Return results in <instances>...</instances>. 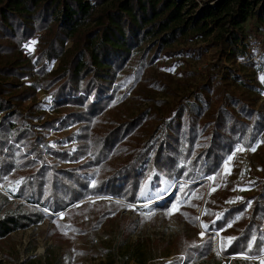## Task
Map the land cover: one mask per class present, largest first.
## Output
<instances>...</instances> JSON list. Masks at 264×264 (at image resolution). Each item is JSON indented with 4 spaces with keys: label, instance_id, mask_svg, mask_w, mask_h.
Segmentation results:
<instances>
[{
    "label": "trees",
    "instance_id": "1",
    "mask_svg": "<svg viewBox=\"0 0 264 264\" xmlns=\"http://www.w3.org/2000/svg\"><path fill=\"white\" fill-rule=\"evenodd\" d=\"M253 21L262 30L247 31L245 24ZM259 30H264V0H0V184L20 180L16 196L23 200L0 192V241L46 219L74 230L73 223L60 221L59 212L69 217L88 204L70 207L95 195L138 201L148 179L154 188L163 178L179 181L184 195L217 174L239 144L253 145L264 132V100L250 76L256 57L250 45L260 42L264 51ZM188 37L204 38L216 48L210 75L231 63L221 77L200 83L164 115L150 106L101 131V116L114 104L128 70L136 64L140 74L163 53L196 51L168 49ZM33 38L31 53L26 44ZM234 84L241 89H232ZM39 89L53 99L56 114L48 118L37 100ZM152 119L157 122L137 141V130ZM74 124L79 131L66 135L68 142L77 140L74 149H57L48 140L51 130ZM122 153L125 159L107 177L97 176L95 167ZM82 159L87 160L79 163ZM65 161L78 164L60 167ZM262 171L257 192L226 207L215 222L207 212L209 229L234 220L238 226L225 255L257 256L264 249V164ZM190 202L198 207L201 199ZM185 255L184 264H224L209 234L189 244ZM226 261L264 264L241 257Z\"/></svg>",
    "mask_w": 264,
    "mask_h": 264
},
{
    "label": "rangeland",
    "instance_id": "2",
    "mask_svg": "<svg viewBox=\"0 0 264 264\" xmlns=\"http://www.w3.org/2000/svg\"><path fill=\"white\" fill-rule=\"evenodd\" d=\"M251 26L255 31L262 30L256 21L246 23V30ZM258 33L264 36V30ZM263 38L261 39L264 40ZM36 43L37 38L31 39L26 44V50L35 52ZM188 47L195 48L196 51L173 56L163 53L152 64L144 66L140 74L136 72L137 67L134 64L128 70L130 76L117 92L114 104L101 116L98 128L101 131L110 129L150 106H154L159 115H164L169 112L173 103L191 94L200 83L212 77L219 79L225 68L231 65L229 61H225L222 71L215 76L210 75L209 71L217 61V50L208 46V41L204 38L188 37L168 49ZM261 48L260 42H253L249 53L256 55L250 76L258 85V94L262 101L264 51L262 52ZM57 64L58 60L52 61L51 68ZM31 80L29 77L25 78L27 83ZM232 89L238 91L241 87L234 84ZM37 100L43 106L47 118L56 114L52 109V96L47 90L39 89ZM156 122L157 119H152L145 128H139L137 141L144 140L145 133ZM77 131L78 125L74 124L63 130H51L47 138L57 149H74L77 140L68 142L66 135ZM130 145L136 147L137 142L131 140ZM252 148H255V151H252ZM125 157L124 153L111 155L104 165H99L93 170H96L98 177H107L111 169ZM86 160L82 159L79 163ZM77 164L59 162L60 167ZM263 164L264 132L262 137L249 147L239 144L227 156L217 174L205 177V184L191 191L186 190L184 195H180L181 191H178L179 181L163 178L161 186L154 188L148 179L143 185L138 201L111 195H95L70 207L74 210L88 204L81 210H74L70 218L64 212H59L60 221L65 224L73 223L77 226L74 230L65 231L57 221L46 219L39 225L15 231L0 241V263L46 264L51 260L57 264H165L173 261H176V264H184L188 245L200 243L205 234L213 237L214 250L222 256L224 264L228 263L227 257L251 258L263 263L264 249L257 256L244 253L223 254L233 241L232 239L231 243H228V238H234L238 226L233 224L234 220L222 229H209L207 220L208 211V215L215 222L224 216L226 207L241 203L246 197L257 192ZM19 184L20 180L7 186L0 184V192L8 195L10 199L23 201L16 196ZM192 199L193 204L195 199H201L200 206L191 207ZM173 205L179 210L173 209ZM170 211L172 214L167 215ZM105 212L109 215L103 216ZM53 227H57L58 232L50 235L49 230Z\"/></svg>",
    "mask_w": 264,
    "mask_h": 264
},
{
    "label": "snow or ice",
    "instance_id": "3",
    "mask_svg": "<svg viewBox=\"0 0 264 264\" xmlns=\"http://www.w3.org/2000/svg\"><path fill=\"white\" fill-rule=\"evenodd\" d=\"M172 70H174V69H172ZM261 80H262V82H264V77H261ZM241 150H243V149H238V151H241ZM251 150H252V151H255V148H252ZM229 159H231V157H229ZM225 168L227 169V164H225ZM172 207H173V209H175L176 211L179 210L178 207H177L176 205H173ZM171 214H172L171 211H170L169 213H167V215H171ZM205 227H207V226L205 225ZM201 236H203V233H201ZM232 239H234V238H228V243H231Z\"/></svg>",
    "mask_w": 264,
    "mask_h": 264
}]
</instances>
